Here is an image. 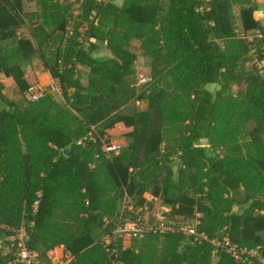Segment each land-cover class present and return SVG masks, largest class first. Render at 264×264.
<instances>
[{
  "label": "trees",
  "instance_id": "obj_1",
  "mask_svg": "<svg viewBox=\"0 0 264 264\" xmlns=\"http://www.w3.org/2000/svg\"><path fill=\"white\" fill-rule=\"evenodd\" d=\"M25 1L36 10L24 12ZM8 4L63 101L47 93L22 106L3 94L15 85L25 95L38 79L23 70L12 31L4 43L0 30V239L23 230L43 262L62 246L69 264H249L178 232L103 246L95 231L111 233L126 194L141 216L168 209V220H195L210 239L261 247L264 258V25L245 13L254 0ZM91 40L110 56H95ZM133 42L151 59L147 94L131 81ZM251 51L263 74L247 65ZM142 100L146 111H122ZM91 128L98 139L78 145ZM109 138L127 145L106 156L99 140ZM11 260L0 250V264Z\"/></svg>",
  "mask_w": 264,
  "mask_h": 264
},
{
  "label": "built area",
  "instance_id": "obj_2",
  "mask_svg": "<svg viewBox=\"0 0 264 264\" xmlns=\"http://www.w3.org/2000/svg\"><path fill=\"white\" fill-rule=\"evenodd\" d=\"M256 65L260 69L262 63L256 62ZM260 73L263 71L260 69ZM149 80L140 79V84H145ZM36 87V86H35ZM56 92L61 95L59 88L50 84L49 89H35L31 88L25 93V96L29 99V102L37 101L45 94ZM95 132L93 128L87 133V135L77 142L78 145H83L87 141L95 142L98 138H95ZM101 151L106 156L117 155L123 145L120 141L109 138L100 139ZM147 196V197H146ZM148 202L156 200L155 197L146 194L144 195ZM121 216H119L118 222L115 226L112 235H108L101 240L103 246H108L111 240L120 239L124 242H132L133 240H140L147 234H160L167 233H181L190 239L192 244L209 243L216 248L224 250L227 254L231 255L236 261H252L256 260L260 264H264V258L261 256L263 249L257 247L252 250L246 248H237L228 238H223L220 241L210 239L205 233L199 232L196 225H181L177 226L171 223H167L165 220H158L156 223H149L138 213L132 200L125 194L122 200ZM8 246L11 248L12 260L8 264H69L71 257L68 254L60 255L50 251L46 256V262L41 261L39 254L27 247V237L23 230L13 231V234L9 237H5ZM1 243V242H0Z\"/></svg>",
  "mask_w": 264,
  "mask_h": 264
},
{
  "label": "crops",
  "instance_id": "obj_3",
  "mask_svg": "<svg viewBox=\"0 0 264 264\" xmlns=\"http://www.w3.org/2000/svg\"><path fill=\"white\" fill-rule=\"evenodd\" d=\"M256 2V0H254ZM123 2V0H115L116 5H120ZM264 3V1L262 0ZM258 3V2H257ZM34 5V7H33ZM23 10L24 12H32L35 11V4L34 2H29L25 1L23 3ZM23 20V21H22ZM264 25V24H263ZM26 24L24 19H21L18 14H16L9 6L8 0H0V30L4 31V34L1 37L5 38L4 43H7V31H12L11 33V38H14L20 46V52H21V58L23 61V70L26 73H34L38 79V84L35 89H49L50 84H54L57 86V84L51 79L49 73L45 68L43 67L41 61L37 57V54H34V50L31 47V45L28 42L27 38V29H26ZM91 42L96 43L98 45L97 50L95 51L94 55L97 57H102V56H110V52L106 47L100 43L95 42V40H91ZM135 69V76L137 75V67H134ZM79 70L81 71V75L83 78H86L88 75V68L86 67H79ZM58 87V86H57ZM50 93V92H49ZM3 94L9 99L14 102H17L18 104L24 106L25 104L22 102V95L19 93L17 87L15 85L10 86L9 88L5 89L3 91ZM53 98L56 101H63L61 95H59L56 92L50 93ZM136 105H139L138 103ZM147 103H143L141 105L140 111H146L147 110ZM116 139V138H113ZM120 142L125 141L124 138H118L116 139ZM147 197V196H146ZM241 210L240 206L235 207V211L238 212ZM168 209H162L158 214H151L149 212H145L142 217L144 219L150 218L154 219V221L158 220H166L167 217L164 216L165 213H168ZM118 220V219H117ZM168 220V219H167ZM193 225L197 224V221L192 220L191 221ZM108 223V221H107ZM117 222L115 221L114 223L112 222V226H116ZM105 229V228H104ZM104 229L97 230L95 231V239H102L106 236L112 235V232L114 229L111 231V233L106 234ZM101 235H103L102 238ZM123 243V242H122ZM131 243V242H130ZM129 242H124L123 244L128 246L130 244ZM55 254H60V255H65L67 254L64 250V248L57 247L54 250H52ZM49 253V252H48Z\"/></svg>",
  "mask_w": 264,
  "mask_h": 264
},
{
  "label": "rangeland",
  "instance_id": "obj_4",
  "mask_svg": "<svg viewBox=\"0 0 264 264\" xmlns=\"http://www.w3.org/2000/svg\"><path fill=\"white\" fill-rule=\"evenodd\" d=\"M119 1V0H117ZM264 1V0H263ZM255 2V1H254ZM258 2V3H257ZM256 5H257V9H250V10H246V14H247V18L248 20L252 19V21L250 22H260L261 24H264V3L262 2V0H256ZM34 7V5H33ZM74 9H75V6H74ZM240 12H238V10L236 9L235 10V14L236 15H239ZM255 34H257V31L254 30L253 28L250 29L243 37H249V38H252L253 36H255ZM220 45H222V43H220ZM130 50L133 51L134 53L137 54V60L135 62V65L134 67H137V75L134 76L132 78V83H133V88H135V90L137 92H140L141 90L143 92H145V94L149 93L150 91V86L151 84H154L155 82L153 80H151V59L150 57H145L144 55H142L140 49H139V45L137 42H133L131 45H130ZM249 63L247 64L248 66H251V65H254L256 64V61H255V56H254V51H251L250 54H249ZM158 67H161L162 65L161 64H157ZM140 79H145V80H151V81H148L147 83L145 84H140L138 81ZM231 91L232 92H236L238 87L235 86V85H231ZM207 88L212 91L213 93L216 92V90L218 89V86L217 85H208ZM241 90L244 89V85H241L239 87ZM22 102L26 105L29 103V99L25 96V95H22ZM139 104V105H136V104ZM145 104L147 103L145 100H142V101H132L129 103V105L127 107H125L124 109H122L123 112L125 113H129L131 110H140L141 109V105L142 104ZM134 104V105H133ZM132 105V106H131ZM251 127V125H249V128ZM118 139V138H116ZM121 144L123 146H126L127 145V142L125 141H122ZM145 221L149 222V223H156L157 221H154V219H150V218H146ZM167 223H171V224H174V225H177V226H181V225H193V223L191 221H180V220H165ZM118 222V220H117ZM103 235H101L100 238H102ZM0 250L4 253V254H7V252H9L11 250L10 246L7 245V241L5 238H2L0 239ZM137 242V241H136ZM249 264H251L252 262L249 261L248 262Z\"/></svg>",
  "mask_w": 264,
  "mask_h": 264
},
{
  "label": "water",
  "instance_id": "obj_5",
  "mask_svg": "<svg viewBox=\"0 0 264 264\" xmlns=\"http://www.w3.org/2000/svg\"><path fill=\"white\" fill-rule=\"evenodd\" d=\"M63 153H64V154H67V155L69 154V152H68L67 149L63 150ZM230 241H231L232 244H235V243H236V240H230ZM110 259L114 261V260L116 259L115 254L111 255ZM241 264H242V263H241Z\"/></svg>",
  "mask_w": 264,
  "mask_h": 264
}]
</instances>
